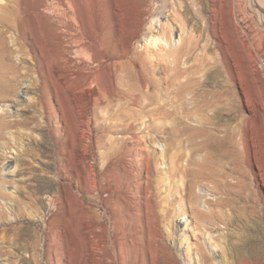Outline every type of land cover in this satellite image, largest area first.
Here are the masks:
<instances>
[{
  "label": "rangeland",
  "instance_id": "374dc122",
  "mask_svg": "<svg viewBox=\"0 0 264 264\" xmlns=\"http://www.w3.org/2000/svg\"><path fill=\"white\" fill-rule=\"evenodd\" d=\"M41 1L52 0H0V39L7 51V59L0 58V107L10 104L11 114L17 111L27 120L7 128L4 122L14 119L0 109V264H84L87 204L101 229L94 264H230L238 251L264 256V0H70L76 10L68 16L77 23L71 21V34L81 45L65 43L71 62L63 81L60 50L49 28L61 15L43 12ZM166 20L172 36L182 34L173 63L145 44L162 33ZM81 48L83 56L77 53ZM101 72L90 99L81 98L91 119L87 129L71 111L65 83ZM30 85L37 91L34 100L23 94ZM183 105L190 110L185 113ZM159 124L198 128L188 137L191 142L182 139L193 153L188 168L193 175L199 162L208 161V149L198 146L205 140L198 130L227 143L226 154L218 161L219 176L198 181L194 175L196 186L186 200L179 194L170 206L172 235L167 221L161 231L173 257L152 247L150 252L141 241L136 263L128 233L132 213L142 212L146 226L143 194L127 188L118 201L112 177L106 179L117 161H103L101 153L117 147L115 129L130 126L137 132ZM85 143L92 146L89 160L100 178L99 193L90 200L81 176ZM125 146L124 152L132 150L125 161L131 159L127 164L139 170L138 163H145V154L136 153L140 144L128 139ZM142 146L159 156L158 146ZM152 168L158 177L166 165L160 159ZM115 219L124 221L119 228Z\"/></svg>",
  "mask_w": 264,
  "mask_h": 264
},
{
  "label": "bare ground",
  "instance_id": "6f19581e",
  "mask_svg": "<svg viewBox=\"0 0 264 264\" xmlns=\"http://www.w3.org/2000/svg\"><path fill=\"white\" fill-rule=\"evenodd\" d=\"M39 7H41V10L43 12H52V13L58 12L61 15V20H59L57 24L50 22L49 28L51 30L53 37H54V43L53 44H55L57 46V49L60 50L59 51L60 56L57 58V63L59 64L58 68L60 70L59 71V77L63 81L65 78L64 75H66V73H68L67 71L69 69V64L71 62V61H69V59L67 57L68 51L66 49L67 44L65 45V43L70 42V40H71V42L73 44L70 43V45L71 44L75 45V46L81 45V39L79 37H75V36H73V34H71L72 29H73L71 21L76 23V19L74 17L68 16L69 12H75L76 9L74 7H76V6H74V3L72 5L70 0H52L51 3L49 2V4H48V2L44 3V1H41L39 3ZM160 22L161 21H159V23ZM167 22L162 24L163 25L162 33L160 35L149 36L146 39L145 44L149 47H152L156 51L160 50V53L163 51L164 55L166 56L165 58L173 63L175 61V59H177L176 58L177 54L175 52L177 51V49L182 44V36H181L182 34L180 33L181 34L180 35L178 33L180 35V36L178 35L179 37L178 36L174 37L175 35L172 36V34H173L172 33L173 32L172 27L173 26L169 22L168 23ZM17 30H18L19 36H20L21 31H20L19 25H18ZM16 40H17V38L14 39V42ZM6 52L7 51H6L5 45L3 44L2 40L0 39V58L2 60H4L5 58L7 59V53ZM77 53H80V55H82V56L85 54L83 48H81V50H78ZM107 67H108V71L106 73L107 77L110 80L111 84H113V82H114L113 81L114 80L113 75L114 74H113L112 67H111V65H109ZM9 69L11 70L12 68L9 67ZM105 70H107V69H105ZM105 70L103 72H106ZM102 75H103L102 72H101V74L96 73L95 75H90V76L86 77L83 81L79 80L81 78L80 77L79 79L77 78L73 81L71 80L68 84L65 83L66 88L68 90V103H69V106L71 108V111L73 110V112H75L76 116L80 118V122L82 123V125L84 127H86L87 129H89L91 119H88L89 118L88 116H87L88 118H86V113H88V112H86V110H88V109H86L85 108L86 106L84 104H82L81 98L90 99L91 94L94 90V84L96 82H99L98 80L101 79ZM104 77H105V74H104ZM31 85L27 86V89L24 91L23 94H24V96L29 97L31 100H34L35 96L37 95V91ZM14 92H15L14 89L10 90L8 92L7 96L8 97L13 96ZM32 95H34V96H32ZM102 101H103V99H102ZM0 102H2V101H0ZM38 103H39V99L37 101V104ZM186 103H187V101H186ZM9 105L4 104L2 107H0V109H2L5 114H9L10 117H12L14 120L5 121L4 125L7 128H12V127L14 128V127L19 126V125H26L27 120H25V118L23 116L19 115L17 111H15L14 114L10 113V110H9L10 106ZM182 107L184 108L185 106L183 105ZM187 107L188 106L186 105V107L183 109L184 112L186 110H190ZM192 109L193 108H191V112H192ZM174 110H176V109H174ZM184 112H183V114H184ZM163 114H164V116L170 117L174 113L169 112V111H165ZM187 114H191V113L188 112ZM19 116L22 117V119L17 120L19 118ZM170 126H171V124H170ZM132 128L133 127L129 126V127H120L118 129H115L113 131V133L120 136V140L118 143L119 146L117 145V147L115 148V150L113 152H102L101 153V158L103 161H104V159L106 161L108 159H114V158L117 161V163L110 169V171L107 172L108 175L106 176V179L108 180L109 178L112 177L111 181H113L115 184V186H114L115 187V193H116V198L118 201L121 199V197H124L123 191L127 188H133L134 187V189L141 191L143 194L142 198L144 200L143 206L145 208L144 218H145L146 230H145V228H143V225L141 223V216H143V215H141L142 212H140V214H139V212H137L134 214V216L132 215L133 213L131 214L130 219L132 220V222L130 224L129 233H128L131 236L130 242H131V246L133 247V251L135 253L136 263L138 262L137 258H138V252H139V245H140L141 241H144L143 243H146L147 247L149 246L148 248H150V250H149L150 252L152 251L151 250V247H152L154 249V251H157L158 255L166 254L168 256L173 257V252H171V250H169V247L167 248V246L165 244V240H164L163 235H162L163 233L161 231V226H162L161 224L165 223V221L168 222V216L171 212L170 206H174L173 203L175 201H177V199L179 198V194H180L181 199H183V197H184L186 200V196H188L189 192H191L192 189L194 188V186H196V182L195 183L191 182V180L194 177H196V179H198V181H199V179L206 180V178H209L208 176H210V175H213V176H219L220 175L218 168H217L218 161L220 158L225 156V154H226L225 153V146H227V143H225L223 140L221 142H218L219 140L217 138H215L212 134L207 133L204 130L203 131L198 130V134L200 136L202 135L203 138L205 139V140H202L198 146L200 149L206 148L205 151H207V149H208V152L206 154L207 155L206 158L208 157L207 158L208 161H205V163L199 162V164L197 165L199 170L194 173V175H195L194 176L193 174H191L189 172V169H188L190 163L193 162V159H192L193 153L191 152V150L187 149L188 147H186V148L184 147V145L182 144V139L185 137L186 140L189 141L188 137L191 138V136H193L191 134V132L194 133V131H196L198 128L191 127V126H188L186 128H183V129H179L177 126L168 128L167 125H165V124L164 125L159 124L158 126L155 125V126L148 127V128L138 129L139 131L137 130V132H136V130H134ZM203 134H205V135H203ZM8 135H9V138H12V139L15 138V136H13V134L10 132L8 133ZM128 139H131L132 142H134V143L140 144L139 148H137V150H136V153L138 152L140 154L141 153L145 154L143 156L145 163H143V164L138 163V165H137L138 168L140 167L139 170L131 168V166H129L127 164L128 161L130 163H132L134 161H132L131 159H129L128 161H125V159H124V156L126 154L129 155L132 152V150H130V151L127 150L126 152L123 151L124 147H126L125 145L127 144ZM160 139L162 140V143H161ZM87 140L90 141L91 138L87 137ZM242 141H243V139H242ZM189 142H191V141H189ZM145 144L146 145L153 144L155 146H158L161 149L159 156L157 157L152 153H148L144 148H142L143 147L142 145H145ZM195 144H197V143L195 142ZM236 146H237V143L234 141L232 144V148L235 149ZM195 147H196V145H195ZM91 149H92L91 144L85 143L84 147H83V151H82L83 168L81 171V176H82V179L84 182V192H85L86 196L88 197V200H90L93 197V192L99 193V190H100L99 173L97 172L95 167H93V165H91V162L89 160L90 155H91ZM186 157H189V158L186 160L187 161L186 165H184L183 161H184V158H186ZM160 159L162 161V165H166V168L164 171L165 173H163L162 176L160 175V176L156 177L155 171L152 168V163L157 161V160H160ZM8 168L10 170L13 168V166L10 167V165H9ZM142 172H145L144 180H141V178H139V173L142 174ZM158 172H159V170L156 171V173H158ZM178 175L181 178V180H180L181 183H179V184H178L179 179L176 181L174 180V178L177 177ZM161 185H163L165 187V189L163 187L164 190L163 189L159 190V186H161ZM172 192H173V194H172ZM162 194H164L163 195L164 197H162L161 200L160 199L158 200V197H161ZM170 197H172V199H170ZM132 202H134V201H132ZM132 202H131V205H132ZM163 202L166 204V206L164 207V209H161V211H158L157 207L161 206V203L163 204ZM136 207H137V205H136ZM91 210H92L91 206L89 204H87L86 210L84 212V221H83V227H82V239H83V244H84V252L83 253L85 255L84 264H94L95 263V257L97 255V253H99L101 251V240H100L101 229H99L94 224V221H97V217L95 215H93V212ZM174 211L176 213V209H174ZM219 213H220V211H219ZM114 217L116 218L115 215H114ZM119 220H120V218H119ZM122 222H124V221H122ZM122 222H119V221H117V219H115V226L117 225V228H119L118 225H119V223L122 224ZM150 224L153 225V227L155 228V230L152 232L149 228ZM170 225H171V223L168 222V224H167L168 232H169L168 237L170 235H172L171 230L173 229V227H170ZM212 239L213 238L210 237L208 239V242H210ZM179 243L181 244V241ZM213 247L215 248L214 245L213 246L210 245V248H213ZM212 255H213L214 259H217V256H215L214 253H212ZM186 257H187V259H189V263H190L189 249L186 252ZM214 261H216V260H214ZM123 263H124V261H123ZM230 264H264V256L257 254V253H252V252L251 253H245L244 251H238L237 254L234 256V261L231 262Z\"/></svg>",
  "mask_w": 264,
  "mask_h": 264
}]
</instances>
